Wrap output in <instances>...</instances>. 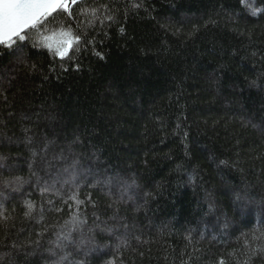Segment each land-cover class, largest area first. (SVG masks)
<instances>
[{
  "label": "trees",
  "instance_id": "trees-1",
  "mask_svg": "<svg viewBox=\"0 0 264 264\" xmlns=\"http://www.w3.org/2000/svg\"><path fill=\"white\" fill-rule=\"evenodd\" d=\"M82 7L0 46V264H264V0Z\"/></svg>",
  "mask_w": 264,
  "mask_h": 264
},
{
  "label": "snow or ice",
  "instance_id": "snow-or-ice-1",
  "mask_svg": "<svg viewBox=\"0 0 264 264\" xmlns=\"http://www.w3.org/2000/svg\"><path fill=\"white\" fill-rule=\"evenodd\" d=\"M83 4L84 0H0V46L11 49L13 52L23 51V48L29 42V33L32 30L39 31L40 28L49 24L57 16H63L64 23L68 25L67 30L56 33L54 36L43 35L41 41L32 44V47L47 49L52 55L61 60L73 59L70 53L80 52L81 46L86 49L87 45L93 44V40L87 39V31L81 28L80 16L82 13L86 14L88 12L87 8L82 7ZM99 7L106 9L107 5L102 4ZM91 11L95 16L97 8H92ZM96 18L98 19V17ZM106 19L111 20L112 18L108 16ZM87 27L94 29V21H88ZM95 54L100 55L98 52ZM101 58L103 57L101 56ZM29 142H31L30 138ZM32 156L36 157L37 153L33 152ZM0 159L6 158L0 157ZM34 163L35 160L29 163L30 170ZM0 167H3V165H0ZM32 174L36 175L35 172ZM15 180L20 181L21 178L16 177ZM3 183L5 187H8L13 181L4 180ZM48 187V184L45 183L41 192L48 191ZM70 199L74 200L77 206L84 203V201L78 200L75 194ZM25 203L31 211L32 202L26 201ZM57 211H60V209H57ZM25 215H28V213H25ZM73 222L74 224L84 223L83 220L79 219L78 213L73 214ZM58 239L60 238L58 237ZM63 239L70 240V236L65 235ZM13 247H16V245H13ZM219 264H224L223 259L219 261Z\"/></svg>",
  "mask_w": 264,
  "mask_h": 264
},
{
  "label": "rangeland",
  "instance_id": "rangeland-1",
  "mask_svg": "<svg viewBox=\"0 0 264 264\" xmlns=\"http://www.w3.org/2000/svg\"><path fill=\"white\" fill-rule=\"evenodd\" d=\"M106 184L108 185V183H106ZM118 188L121 189L120 187H117V189H118Z\"/></svg>",
  "mask_w": 264,
  "mask_h": 264
}]
</instances>
